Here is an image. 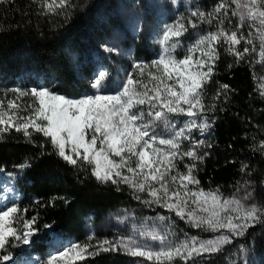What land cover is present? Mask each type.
Wrapping results in <instances>:
<instances>
[{"label":"snow or ice","instance_id":"obj_1","mask_svg":"<svg viewBox=\"0 0 264 264\" xmlns=\"http://www.w3.org/2000/svg\"><path fill=\"white\" fill-rule=\"evenodd\" d=\"M32 3L39 4L41 15L60 14V10L72 7L70 0ZM190 17L200 24L215 21L216 30L200 35L180 56V38L189 28L199 26ZM190 17L181 14L166 23L155 41L160 48L157 57L150 63L134 61L133 71L125 74L114 92L106 90L110 77L106 69L93 76L92 92L78 98L47 86L3 90L5 99L9 92L14 98L7 99L6 107L5 100L0 99V138L15 130L31 142L32 134L39 133L50 141L56 155L74 167L90 170L99 183L124 184L133 193H146L147 199L140 195L135 198L174 212L194 228L220 235L208 240L195 236L173 239L175 233L168 224L164 228H134L131 235L100 240L96 245L60 246L53 234V251L41 264H74L101 252L141 258V264H175L177 260L198 264L197 257L222 251L233 243L232 238L242 237L249 228L264 223V203L256 202L251 181L245 179L230 197L219 188L200 187L196 172L209 155L204 149L212 145L194 136L196 132L205 134L214 123L207 113L215 105L205 103V89L215 74L220 46L227 45V52L237 63L254 54V63L264 67V0H221L212 12L191 10ZM232 18H236L234 28L226 27L233 24ZM245 28L246 35L242 31ZM241 43L245 45L243 51L238 47ZM102 47L107 53L118 51ZM258 88L259 95L264 96V78ZM221 89L223 92L218 91L214 99L221 95L227 99L229 86L221 85ZM24 97L30 102L22 115L18 101ZM176 117L186 119L177 121ZM259 148L264 150V142ZM185 158L191 163H185V171H180L177 161ZM30 166L23 162L16 167L22 172ZM247 168V164L242 165L241 173ZM19 213L14 203H0V264L13 261L11 249L36 243V218L24 220ZM157 219L161 223L167 220L164 216ZM17 224H22V232ZM92 239L90 235L88 240ZM240 251L247 254L251 249L242 247Z\"/></svg>","mask_w":264,"mask_h":264},{"label":"trees","instance_id":"obj_2","mask_svg":"<svg viewBox=\"0 0 264 264\" xmlns=\"http://www.w3.org/2000/svg\"><path fill=\"white\" fill-rule=\"evenodd\" d=\"M70 3L72 7L60 10V14L41 15L39 4L32 0L0 2V88L47 86L70 97L91 89L94 75L86 47L102 40L107 23L114 21V1ZM200 4L206 11L214 9L213 0H200ZM244 46L241 43L239 50ZM138 49L137 57L150 59L152 50ZM218 51L215 74L205 89V103L215 105L207 113L214 123L205 140L212 147L204 149L209 155L198 165L196 177L202 188H219L223 195H232L243 179L249 178L264 197V150L259 148L264 142V99L255 89L257 66L250 56L237 63L226 45ZM221 85L229 86L227 99L224 95L214 99L218 91L223 92ZM23 162L31 166L21 172L16 166ZM244 164L248 168L241 173ZM0 169V177L17 195L14 204L19 215L24 220L36 218V243L11 249L13 257L25 251L45 253L53 234L62 240H83L86 221H100L127 198L116 185L99 183L90 170L62 160L39 133L32 134L31 142L23 132L4 133L0 138ZM16 227L23 231L22 224ZM110 263L114 264L101 252L75 264Z\"/></svg>","mask_w":264,"mask_h":264},{"label":"rangeland","instance_id":"obj_3","mask_svg":"<svg viewBox=\"0 0 264 264\" xmlns=\"http://www.w3.org/2000/svg\"><path fill=\"white\" fill-rule=\"evenodd\" d=\"M113 1L114 21L111 20V22L107 23V31L104 33L102 40L93 41L86 47L90 50L87 59L90 60L89 68L92 75H95L100 69H106L110 73L109 80L106 83V90L109 92L117 90V86L123 81L125 74L133 71L132 64L134 61L150 63L157 57L160 48L155 41H157L166 23H171L181 14L190 17L191 10H200L206 13L214 10H204L200 4V0H176L175 4L173 0ZM219 2H221V0H213L214 8ZM190 18L196 21L195 17ZM232 19L233 24H226V27L234 28L236 18ZM196 22L199 26L196 29L189 28V32L186 33L184 37L180 38L182 42V47L178 49L180 56L183 55L184 48L200 35L208 31L216 30V23H214V21H212L211 24H200L199 21ZM242 31L246 35L248 29L245 28ZM102 46H111L118 51L116 53H107L103 50ZM137 48L146 51L152 50L153 52L151 53L150 59L145 60L142 57H137V53L135 52ZM250 57L254 61V54ZM254 65L257 66V71L254 75L255 89L259 93L258 82L261 78H264V67L255 63ZM3 90L5 89L0 88V99L5 100L6 107L7 99H13L14 94L9 92L7 99H5ZM87 92L91 93L92 89L85 91L81 96ZM261 98L264 99V96H261ZM29 102L30 100L28 97H24L22 101H18V103L21 104L22 115L26 114L23 112V108ZM175 119L177 121H183L186 117H176ZM194 136L198 140H206V133L201 135L196 132ZM185 163H191V161H188L187 158H185L184 161H177L180 171H185ZM245 179L251 181L249 178ZM245 179H243V181ZM243 181L240 184H242ZM117 187L125 192L127 197L126 201L120 206L109 210L100 221H86L83 240H62L57 237L55 238V242L60 246H67L71 243H90L96 245L97 241L100 240H112L120 235H131L134 228H164L168 224L171 225V230L175 233V236L172 237L173 239L182 240L186 236H195L200 240H208L220 235V233L194 228L177 217L174 212H169L156 205L148 206L142 203L140 199L135 198L136 195H140L144 199H147L146 193H133L132 190L124 184ZM251 190L253 191L256 202L264 203V197L257 191L256 184L253 181H251ZM224 196L230 197L232 195ZM16 199L17 195L11 185L0 177V203H14ZM158 216H164L167 220L161 223V221L157 219ZM90 235L93 237L91 241L88 240ZM232 239L233 243L225 245L222 251L210 255L205 254L203 257H197L196 260L198 264L205 261L209 262V264H233V262H235V264H249V261H251L252 264H264V223L256 224L254 227L249 228L244 236ZM53 243L54 241L45 249V253L25 251L21 255L14 257L13 261L9 262V264H41L42 261L47 260L49 254L53 251V247L51 246ZM242 247L251 249V251L247 254H243L240 251ZM91 250L92 249H90V251ZM107 255L109 261L114 264H141V258H132L120 252H107ZM79 261L81 260L75 261L74 264ZM143 264H148V262L144 261ZM175 264H184V262L177 260ZM188 264H192V261H189Z\"/></svg>","mask_w":264,"mask_h":264},{"label":"water","instance_id":"obj_4","mask_svg":"<svg viewBox=\"0 0 264 264\" xmlns=\"http://www.w3.org/2000/svg\"><path fill=\"white\" fill-rule=\"evenodd\" d=\"M115 91H116V90H115ZM88 93H89V92H87V93H85V94H88ZM85 94H84V95H85Z\"/></svg>","mask_w":264,"mask_h":264}]
</instances>
